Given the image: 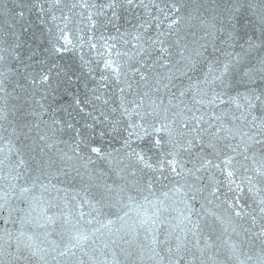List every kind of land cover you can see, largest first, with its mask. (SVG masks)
<instances>
[{
  "label": "snow or ice",
  "instance_id": "1",
  "mask_svg": "<svg viewBox=\"0 0 264 264\" xmlns=\"http://www.w3.org/2000/svg\"><path fill=\"white\" fill-rule=\"evenodd\" d=\"M179 2L19 0L15 3L14 0L13 6L9 7L0 0V20L5 21L3 30H0V103L13 94L20 99L29 96V89H34L38 83L46 86L47 93L53 73L57 78L62 77L58 79V87L52 88L51 92L56 93L62 87L63 94L70 95L72 104L63 109L68 119L53 120L52 130L55 131L59 125L60 130L66 128L75 133L71 138L72 152L79 159L86 160V165L92 164L94 157L107 159L109 163L116 160L120 170L133 180L136 190L151 191L159 182L173 194H179L180 202L184 203V210L180 213L182 219L175 226H165L159 215L150 222L140 221L137 231L143 230L145 241L150 240V243L129 240L127 236L130 233L120 236L121 240L130 246L136 243L141 254L147 248L150 259H157L158 264H251L252 256L244 252V246L255 237H264V0H216L215 7L205 9L203 14L198 12L194 17L189 14L190 20L196 23L185 35H181L179 29L184 20L177 15L181 12ZM26 13H35L46 25L56 26L54 34L49 27L50 46L43 53L30 49L27 58L36 62L35 57L44 56L38 63L47 65V69L40 73L39 80L29 71L32 64L23 59L19 51L24 45L17 28L21 33L29 31ZM122 13L134 18L132 39L137 43L133 45L135 55L130 58L133 63L123 64L112 59L111 52L106 59L100 57L99 62L103 64L101 87L111 89L113 96L115 90L119 92V105L109 110V103L115 105L116 101L110 99L108 91L97 88L93 90L91 99L87 96L80 99L73 89L79 87L81 77L62 70L56 59L65 52L82 50L83 39L79 44L73 39V33L80 30L78 24L87 21L93 33L108 25L116 26L119 32L117 22L123 18ZM100 17L103 19L98 21ZM241 19H246L251 35L240 31ZM153 30L155 35L150 34ZM100 39H103L102 31ZM87 43L90 50L96 49L99 54L93 37H89ZM237 47L238 52L235 51ZM217 53L228 57L219 76L214 74L220 63ZM115 55L119 57L120 53ZM12 60L23 67V72L10 66ZM205 65L208 71L203 73L201 81L198 73ZM229 72L232 78L226 85L224 78ZM209 76L212 77L211 84ZM216 80L220 82L219 91L213 86ZM202 82L209 85L207 91L200 90ZM239 87L246 89L242 105L238 102L239 92L235 98L223 99L226 89ZM44 99L46 97L42 96L41 100ZM33 102L45 107L40 101ZM231 103H236L240 115L233 114L232 120L225 124L224 117L216 112L220 106ZM209 111L213 113L211 116ZM31 114L36 115L35 109ZM3 119V110L0 109V120ZM81 121L83 124L78 127ZM97 138L101 141L107 138L110 144L120 146L106 150L96 143ZM4 139L0 134V142ZM37 139L41 142L38 150L42 153L56 148L55 143H48L45 135H39ZM34 145L35 141L33 146L22 147L35 152L37 148ZM13 150L20 159L15 168H10L9 175L18 180L21 178L19 169L25 161L21 149L15 148L11 140L8 142V154L0 147V171L6 161H11ZM19 190L22 196L31 191L28 187ZM108 190L112 191L111 188ZM125 191L126 186H118L117 195L122 199ZM198 195L204 201L202 210L205 204L213 201L217 208H223L225 215H217L215 211L207 212V215L212 217L213 223L231 226V233L228 227H224L214 239L212 225H206L208 231H205L201 227L202 218L192 220L193 204L188 201L195 202ZM128 198L131 200L133 197L129 195ZM3 200L4 197H0V201ZM5 206L6 202L0 203V216ZM13 211L15 209L9 208V218ZM185 211L188 215H184ZM83 218L81 212L79 219ZM23 223L22 220V227ZM55 223V216H46L43 223L37 221L38 227L44 229L42 234L18 239L15 252L9 253L11 259L8 264H34V261L49 264L50 256L54 264H59L57 257H65L69 253L75 257L76 252L72 249L87 246L92 233L77 231L72 235L64 227L69 223L66 218L60 231H48V227ZM86 223L92 224V220ZM113 223L109 220L108 226ZM94 231L99 232L100 229ZM20 235L24 237L25 233L21 231ZM52 235L59 236L61 243L67 236L68 244L61 247L56 240H49ZM233 235L237 240L232 239ZM111 242L117 243L116 240ZM221 249L228 251L224 260L219 259ZM53 252L55 256H52ZM0 264H5L2 245ZM77 264L86 262L81 258ZM258 264H264V242Z\"/></svg>",
  "mask_w": 264,
  "mask_h": 264
},
{
  "label": "water",
  "instance_id": "2",
  "mask_svg": "<svg viewBox=\"0 0 264 264\" xmlns=\"http://www.w3.org/2000/svg\"><path fill=\"white\" fill-rule=\"evenodd\" d=\"M3 2L7 3L9 7L14 4V0H3ZM18 2L19 0H15V3ZM102 2L103 0H101ZM215 5L216 0H180L178 7L181 8V12L177 15L184 18L179 25L181 35L188 34L189 27L196 23L195 20H190L189 14L192 17L196 16L198 12L203 14L205 9H210ZM122 16L123 18L117 22L119 32L116 26L108 25L106 28L93 33L87 21L78 24L77 27L80 30L73 33V39L77 44L81 42V38L83 39L82 50L65 52L56 59V63L61 66L62 70L81 77L79 87L73 89L78 93L80 99L83 100L86 96L91 99L93 90L97 88H100L101 91H108L110 99L116 101L115 105L109 103V110L119 105V92L115 90L116 94L113 96L111 89L101 87L100 71L103 69V64L99 62L100 57L103 56L106 59L111 52L112 59H117L123 64L133 63L134 61L130 58L135 55L133 45L137 43L132 39L135 34L134 18L124 13ZM102 19L103 17H100L98 21ZM26 20L29 27L28 32L21 33L17 28V33L21 36L24 45L19 51L22 58L32 64L29 71L35 74L39 80L40 73L47 69V65L42 66L38 63L44 59V56L35 57L36 62L28 61L27 58L30 49H37L43 53L44 49L50 46L48 43L50 38L49 27L54 34L56 26L55 24L46 25L35 13H26ZM126 20L127 23H125ZM4 24L5 21L0 20V30H3ZM166 26L167 21L165 22V30ZM239 29L242 33L247 31L251 35V29L246 19H241ZM101 31L103 32V39H100ZM150 34L155 35V31L153 30ZM89 37H93V41L97 43L99 54L96 49L90 50L87 43ZM171 39H175V37ZM105 40L107 44H105ZM226 51L231 52L233 49H226ZM235 51L238 52L239 48L237 47ZM117 52L120 53L119 57L115 55ZM217 56L220 63L214 72L215 76L220 75L223 70V63L228 60L224 53H217ZM9 63L13 69L20 68V71L23 72V67L17 61L12 60ZM207 71L208 67L205 65L201 73H198L201 81H203V73ZM231 78L232 73L229 72L224 78L226 85L229 84ZM58 79H62V77L57 78L53 73L51 88L47 93L45 92L46 86H41L38 83L34 89H29V96L20 99L16 94H13V97H5L4 101L0 103V109L3 110L4 115V119L0 120V134L5 138L3 142H0V147L4 149L5 154H8V142L11 140L15 148L21 149V155L25 161V164L19 169L21 178L18 180L9 175L10 168H15L20 159L14 150L11 153V161H6L3 170L0 171V197H4L0 203L6 202L2 216H0V236H2L0 245L3 246L5 264H8L11 259L9 253L15 252L18 239L23 240L28 235L40 236L42 234L44 229L38 227L37 221L43 223L46 216L56 217L55 225L48 227L50 232L53 229L60 231V226L66 218L69 223L65 224L64 227L68 228L72 235H75L77 231L92 233L86 247L72 249L76 252L75 257L70 253L65 257H57L59 264H77L81 258L85 260L86 264H94V262H98V264H158L157 259H150L151 254L147 248L141 254V249L136 243L130 246L125 240H121L120 236L130 233L127 239L150 243V240L145 241L143 230L137 231V228L141 220L150 222L157 215L164 221L165 226L169 224L175 226L177 221L182 219L180 213L184 210V203L180 202V195L173 194L169 188L163 187L159 182L151 191L147 189L136 190L133 180L120 170L116 160L109 163L107 159L94 157L93 163L86 165V160L79 159L71 150V138L75 133L66 128L60 130L59 125L55 131L52 130L53 120L68 119L67 113L63 109L72 104L70 95L63 94L62 87L56 93L51 92L52 88L58 87ZM236 79L239 80V76ZM29 83H31L30 79ZM185 83L187 84V81ZM209 83H212L211 76H209ZM219 83V80H216L213 84L218 91L220 90ZM208 87L209 85L203 82L200 84L201 91H207ZM8 91L11 92L12 89L9 88ZM193 91L195 92L196 89L194 88ZM225 91L226 94L223 97L225 101H228L230 97H237V92H239L238 102L241 105L244 103L246 92L244 87L226 89ZM20 95L22 96L23 93ZM42 96H45L46 99L41 100ZM33 101H40L45 107L41 108ZM34 109L36 115L31 114ZM212 114L211 111L208 112L209 116ZM216 114L223 116L224 123L227 124L232 120L233 114L239 116L240 112L237 111L236 103H231L220 106ZM77 119L79 120V117ZM82 124L83 121L77 126ZM25 125L30 127H25ZM13 130H15L14 135L12 134ZM25 134L28 135L27 139H25ZM39 135L48 137V143H55L56 148L49 149L46 153L40 152L38 149L42 145L37 139ZM34 141L37 151L33 152L29 148L22 147V145L33 146ZM96 143L106 150L120 146L119 144H110L107 138L104 141L97 138ZM84 155H87V150H85ZM14 175L15 173H13ZM33 182H35V187H33ZM164 183L168 182L165 181ZM118 186H126L122 199L117 195ZM21 187H28L31 191L22 196L19 190ZM109 188L112 189L111 192H109ZM165 193L168 195L165 196ZM129 195L133 197L131 200L128 198ZM203 195L207 194L204 193ZM188 202L193 204L192 220L202 218L201 227L205 231H208L206 225H212L214 239L223 232L224 227H228L229 233H231V226L222 225L218 222L213 223L212 217L207 215V212L211 211H215L217 215H225L223 208H217L215 201L212 204H205L204 210L201 209V204L204 201L200 195L197 196L195 202L190 200ZM9 208L15 209L10 218ZM20 209L24 211H20ZM81 212L84 214L83 220L79 219ZM184 215H188V213L185 211ZM119 217H123V219H118ZM22 220L24 221L23 227ZM88 220H92V224H87ZM109 220L114 221L110 226H108ZM95 229H100V231L95 232ZM21 231L25 233L24 237H21ZM177 234L183 235V233ZM232 239L237 240L235 235L232 236ZM49 240H56L61 247L68 244L67 236H65L63 243H61L60 237L56 235L49 236ZM112 240H116L117 243L113 244ZM262 242H264V237H255L250 244L244 246V252L252 256L251 264H258ZM105 244L108 246L105 247ZM93 250H95L94 255ZM55 255L56 253L53 252L52 256ZM227 255L228 251L221 249L219 259L224 260ZM48 259L49 264H54L51 256ZM34 264H42V262L34 261Z\"/></svg>",
  "mask_w": 264,
  "mask_h": 264
}]
</instances>
